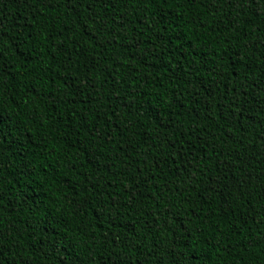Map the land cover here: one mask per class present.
I'll return each instance as SVG.
<instances>
[{"label":"trees","instance_id":"obj_1","mask_svg":"<svg viewBox=\"0 0 264 264\" xmlns=\"http://www.w3.org/2000/svg\"><path fill=\"white\" fill-rule=\"evenodd\" d=\"M93 10L0 0V264H264V0Z\"/></svg>","mask_w":264,"mask_h":264},{"label":"snow or ice","instance_id":"obj_2","mask_svg":"<svg viewBox=\"0 0 264 264\" xmlns=\"http://www.w3.org/2000/svg\"><path fill=\"white\" fill-rule=\"evenodd\" d=\"M65 4L70 7H75L76 5H82L85 8L86 11V17L89 21L94 22L96 13L93 10L95 6L99 2L108 3L110 0H64ZM162 3H168V0H161ZM229 3L232 2V0H228ZM84 27H87V24L84 25ZM56 243H59V241H56Z\"/></svg>","mask_w":264,"mask_h":264}]
</instances>
